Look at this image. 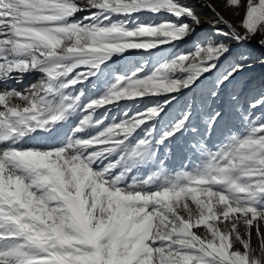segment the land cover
I'll return each instance as SVG.
<instances>
[{
    "label": "snow or ice",
    "instance_id": "snow-or-ice-1",
    "mask_svg": "<svg viewBox=\"0 0 264 264\" xmlns=\"http://www.w3.org/2000/svg\"><path fill=\"white\" fill-rule=\"evenodd\" d=\"M255 68L264 0H0V264H264Z\"/></svg>",
    "mask_w": 264,
    "mask_h": 264
},
{
    "label": "rangeland",
    "instance_id": "rangeland-1",
    "mask_svg": "<svg viewBox=\"0 0 264 264\" xmlns=\"http://www.w3.org/2000/svg\"><path fill=\"white\" fill-rule=\"evenodd\" d=\"M262 71H264V69H261V68H255V69H253L251 72H246L244 75H243V77H242V79L243 80H245V81H252V83H254V84H258V83H255L254 82V78L256 77H258V76H256L255 74L257 73V72H262ZM179 157V156H178ZM179 162V164L182 162V160H180V161H178Z\"/></svg>",
    "mask_w": 264,
    "mask_h": 264
},
{
    "label": "bare ground",
    "instance_id": "bare-ground-1",
    "mask_svg": "<svg viewBox=\"0 0 264 264\" xmlns=\"http://www.w3.org/2000/svg\"><path fill=\"white\" fill-rule=\"evenodd\" d=\"M203 11H207L206 9H204ZM256 76H258L257 78L255 77L254 78V82L255 83H259L260 82V79L262 78V77H264V71H262V72H257L256 74H255ZM179 163V162H178Z\"/></svg>",
    "mask_w": 264,
    "mask_h": 264
}]
</instances>
